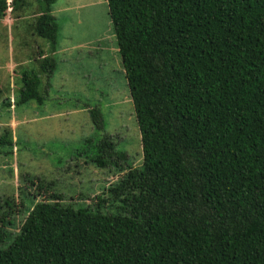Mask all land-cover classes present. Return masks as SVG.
Masks as SVG:
<instances>
[{"label": "trees", "instance_id": "1", "mask_svg": "<svg viewBox=\"0 0 264 264\" xmlns=\"http://www.w3.org/2000/svg\"><path fill=\"white\" fill-rule=\"evenodd\" d=\"M56 1L0 0V29L12 15L14 31L55 41ZM98 5L117 38L142 160L131 164L101 108L88 107L98 137L80 152L106 182L78 196L36 193L14 183V168L18 188L0 197V264H264V0ZM37 59L17 104L47 99L44 76L58 62Z\"/></svg>", "mask_w": 264, "mask_h": 264}, {"label": "rangeland", "instance_id": "2", "mask_svg": "<svg viewBox=\"0 0 264 264\" xmlns=\"http://www.w3.org/2000/svg\"><path fill=\"white\" fill-rule=\"evenodd\" d=\"M79 1L57 0L54 3L59 22L55 41L39 37L31 29L30 32L0 31V197L18 188L10 183L16 167L20 169V177L17 173L14 183L21 180L24 190L28 188L32 192L33 188L36 193L47 191L78 196L94 191L95 184L106 182L104 177L95 174L94 165L86 163L80 152L84 150L86 137L93 134L98 137L91 113L85 111L88 107L101 108L106 132L114 134L119 149L128 153L131 164L137 165L142 160L140 130L127 80L120 68L113 27L107 15L98 12L100 2L90 4L98 13H89ZM48 51H54L58 65L55 74L50 76L52 85L46 94L44 109H57L63 114L56 111V115L48 119L43 115L46 125L43 128L28 121L41 106L40 102L17 104L15 100L20 99L22 72L38 69L37 58ZM50 77L44 76L45 82ZM13 120L17 123L13 124ZM5 134L13 145L2 141ZM4 146L7 148L3 149ZM78 169H82L80 174L75 173ZM45 180L53 186L36 188ZM19 194L14 196L20 203Z\"/></svg>", "mask_w": 264, "mask_h": 264}, {"label": "crops", "instance_id": "3", "mask_svg": "<svg viewBox=\"0 0 264 264\" xmlns=\"http://www.w3.org/2000/svg\"><path fill=\"white\" fill-rule=\"evenodd\" d=\"M103 0H90V1H87V2H83L82 0L81 1H79V3H80V6H82L84 3H87V4H92V3H95V2H102ZM9 12H11L10 10H9ZM96 13H98V12H96ZM54 15L56 16V13L54 12ZM97 17V16H96ZM56 18H57V16H56ZM14 18H13V16L12 15H8V16H6L5 18H4V20H3V25H1L2 27H1V29H0V31L1 30H4V31H12L13 30V26H14V24H13V22H14V20H13ZM14 32V31H13ZM10 33V32H9ZM89 49V48H88ZM55 51V50H54ZM54 51H52V53L51 52H47V53H45L43 56H41V58L42 57H44V56H47V55H49V54H52L53 56H54ZM56 58V57H55ZM55 72H56V70L54 71V73L53 74H55ZM51 78L52 77H50L49 78V80H47L46 81V84H44V88L46 89V90H48V94H49V90H50V86L52 85V83H51ZM45 79V78H44ZM45 103H46V100L43 102V103H40V107L36 110V113L33 115V114H31V118L29 117L28 118V121L31 123V125H33V124H38V125H40V126H42L43 128H46V125H45V122H44V119H43V115L44 116H46V118L48 119V118H50L51 117V115H56L55 114V112L57 111V109H55V110H52V111H46L45 109H44V105H45ZM77 111V113L79 114L80 112H79V110H76ZM86 112H88L89 111V108H87V110H85ZM57 112H59L61 115L63 114L61 111H57ZM89 113V112H88ZM63 119L65 120V118L63 117ZM57 120L58 121H60L61 119H59V118H57ZM12 123L13 124H16L17 123V121L16 120H13L12 121ZM72 123H74V122H72ZM91 124H92V122H91ZM68 170V169H67ZM76 173V172H75Z\"/></svg>", "mask_w": 264, "mask_h": 264}]
</instances>
